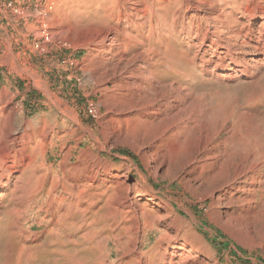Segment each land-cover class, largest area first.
<instances>
[{"label":"rangeland","instance_id":"1","mask_svg":"<svg viewBox=\"0 0 264 264\" xmlns=\"http://www.w3.org/2000/svg\"><path fill=\"white\" fill-rule=\"evenodd\" d=\"M260 3L0 0V140L20 127L31 157L0 162V264H36L91 193L93 211L121 209L115 232L142 204L129 246L105 237L100 264H264V14L247 13Z\"/></svg>","mask_w":264,"mask_h":264},{"label":"bare ground","instance_id":"2","mask_svg":"<svg viewBox=\"0 0 264 264\" xmlns=\"http://www.w3.org/2000/svg\"><path fill=\"white\" fill-rule=\"evenodd\" d=\"M247 13L249 15H251V16H255L257 13H260L263 16V14H264V3H260V4H257L255 6L248 7L247 8ZM261 15H260V17H261ZM110 30H112V29H109L108 31H105L101 35V38L102 39L105 38L108 35V32ZM105 51H108V49H106ZM261 51L264 54V46L261 47ZM149 71H151V70L150 69L147 70V73H146L147 76L150 75ZM240 71L243 72V71H246V69L243 68ZM147 109L145 110L146 112L149 111V109L148 110ZM157 112H158V110H156V111L153 110L152 111V113H157ZM19 122H21V120ZM7 124H8V121H7ZM10 125H11V123H10ZM19 128L18 127L15 128V129L10 128V130L7 133V136L0 140V162L1 163H5L6 171L13 170L14 168L17 167L16 165H20V166L23 167L24 165L28 164V162H30V159H31V157L28 155L29 153L27 154V142L30 139L29 132H26V134L22 135V136L18 135L16 133L19 131ZM26 129H24V130H26ZM203 135H204V133H203ZM208 140L209 139H200V141H198L199 143H198L197 152H205L206 151V146L208 145ZM13 146H19L18 148H20V152L18 154V156H19L18 160L12 154L13 149H14ZM250 153H249V155H250ZM150 158H153L152 154L150 155ZM249 158H250V156H249ZM242 166L238 165L237 170L234 173V177H233L234 180L239 178L245 172V170H244V168ZM3 174H7V173L4 172ZM249 179L250 180H248L247 185L250 186V185H253L256 182L257 177L253 176V177H251ZM127 188H128V186H127ZM242 189H243V184L240 183L239 188L236 190V192L238 193ZM92 197H93V193L88 194V199L85 200V201L83 200V202H80V204H78L79 206L82 207L81 208L82 211L78 215L80 224L78 225L77 231H70L71 229H69V232L67 230V236H66L67 238H65V239L64 238H60L59 240H55V237H51L45 243L38 245V247H36V248H33L34 252H33V258L32 259H33L34 263H36V264H100L101 257L103 255V252L101 253V251H102L101 250V244L104 245L103 244L104 241H105L104 239L108 238L109 236H114L118 240L121 239V237H124V240L123 241L121 240V241L125 244V246H127V247L129 246L130 240L132 239V237L130 235V232H131L130 228H132L131 225H130V221L132 220L134 225H138L140 223V220H139V217H138V213L141 214V212L137 211V213L132 215L131 214L132 213L131 209H132V207L138 205L139 203L137 202L138 204H136L135 201L134 202H130L128 204V206H126L127 210L124 208L125 205L122 206L123 207L122 209L123 210L125 209V211H123L124 212L123 213L124 218L121 221L122 224H123V227H122L121 230L120 229L118 230L119 232L118 231L115 232V230L113 229L114 228L113 225H115L117 223V217L120 216V214L122 212V211H120L121 209L120 208H116L115 209L114 203H112V205H106V206L102 205V207L100 206L101 205L100 204L99 205L100 206L99 209L97 208L98 210L93 211L92 210V206L95 203L93 202ZM127 199H128L127 201L129 202V198L128 197H127ZM134 200H135V198H134ZM69 206H71V205H69ZM72 206L74 207V204ZM67 209H69V208H67ZM140 210H141V208H140ZM69 211H68V214H69ZM70 218L74 219V217L72 215H71ZM80 229L82 230V233L78 234V230L80 231ZM137 229H138V226H136L134 228V230H137ZM132 233H133V231H132ZM103 234H104V236H102ZM133 235H135V234H133ZM135 238H136V236H135ZM121 241H120V244H121ZM20 245H21V243H20ZM157 245L155 246V248L158 247ZM161 253H162V251L159 253L160 254V259L167 260L168 256L167 255L163 256V255H161ZM123 257L126 258L127 255L124 254ZM182 258H184V257H182ZM156 260H155V262H156ZM171 261H172V259H170V262ZM125 264H132V260L127 258V260L125 261Z\"/></svg>","mask_w":264,"mask_h":264},{"label":"built area","instance_id":"3","mask_svg":"<svg viewBox=\"0 0 264 264\" xmlns=\"http://www.w3.org/2000/svg\"><path fill=\"white\" fill-rule=\"evenodd\" d=\"M5 5L8 6V7H12L13 2L12 1H8L7 3H5ZM49 8L51 9L52 8V5H49ZM15 11L16 12H19L20 10L18 8H15ZM42 13H43V11H42ZM42 20H44V18ZM46 24L47 23L45 21L42 22V27H43V29H42V35H43V37H44L43 39H45V41H47L49 39V35L47 33L45 34V32L47 31V29L45 28L46 27ZM36 46L39 47V44L36 43ZM88 111H89V113L91 115H94V116L96 115V112H97L96 106L92 102L89 103Z\"/></svg>","mask_w":264,"mask_h":264}]
</instances>
